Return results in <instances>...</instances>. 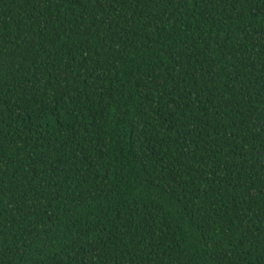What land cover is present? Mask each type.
<instances>
[{"label": "trees", "instance_id": "trees-1", "mask_svg": "<svg viewBox=\"0 0 264 264\" xmlns=\"http://www.w3.org/2000/svg\"><path fill=\"white\" fill-rule=\"evenodd\" d=\"M0 264H264V0H0Z\"/></svg>", "mask_w": 264, "mask_h": 264}]
</instances>
